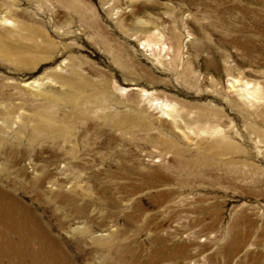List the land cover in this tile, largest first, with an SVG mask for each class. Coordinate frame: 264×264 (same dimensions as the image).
Instances as JSON below:
<instances>
[{
  "label": "rangeland",
  "instance_id": "obj_1",
  "mask_svg": "<svg viewBox=\"0 0 264 264\" xmlns=\"http://www.w3.org/2000/svg\"><path fill=\"white\" fill-rule=\"evenodd\" d=\"M0 185L68 264H264V0H0Z\"/></svg>",
  "mask_w": 264,
  "mask_h": 264
},
{
  "label": "bare ground",
  "instance_id": "obj_2",
  "mask_svg": "<svg viewBox=\"0 0 264 264\" xmlns=\"http://www.w3.org/2000/svg\"><path fill=\"white\" fill-rule=\"evenodd\" d=\"M41 184V179L35 182L36 187ZM15 190L16 188H10V185L8 188L0 185V264H68L61 249L63 247L50 238L49 231L42 224L35 209L16 198ZM38 198L39 195L35 196L34 201ZM189 226L199 227L200 232L214 229V225L207 226L201 218L190 222ZM244 236L242 232L235 238ZM159 260L160 258L151 260L149 264H158ZM123 264L136 262L130 260Z\"/></svg>",
  "mask_w": 264,
  "mask_h": 264
}]
</instances>
